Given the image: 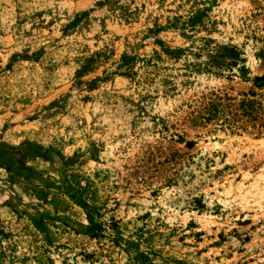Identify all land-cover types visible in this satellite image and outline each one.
I'll use <instances>...</instances> for the list:
<instances>
[{"label": "rangeland", "instance_id": "rangeland-1", "mask_svg": "<svg viewBox=\"0 0 264 264\" xmlns=\"http://www.w3.org/2000/svg\"><path fill=\"white\" fill-rule=\"evenodd\" d=\"M0 264H264V0H0Z\"/></svg>", "mask_w": 264, "mask_h": 264}]
</instances>
